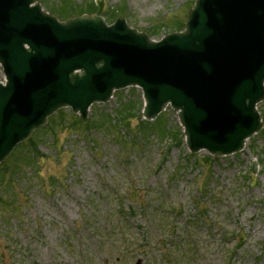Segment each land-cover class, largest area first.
Masks as SVG:
<instances>
[{
	"label": "rangeland",
	"instance_id": "rangeland-1",
	"mask_svg": "<svg viewBox=\"0 0 264 264\" xmlns=\"http://www.w3.org/2000/svg\"><path fill=\"white\" fill-rule=\"evenodd\" d=\"M38 1L158 39L194 0ZM142 105L127 87L85 119L60 108L0 163V264H264V99L259 132L218 157L188 150L169 105L150 121Z\"/></svg>",
	"mask_w": 264,
	"mask_h": 264
},
{
	"label": "water",
	"instance_id": "water-1",
	"mask_svg": "<svg viewBox=\"0 0 264 264\" xmlns=\"http://www.w3.org/2000/svg\"><path fill=\"white\" fill-rule=\"evenodd\" d=\"M0 65V162L57 108L85 118L130 85L147 120L170 103L191 152L230 154L261 127L264 0H195L184 30L157 41L123 18L60 21L37 0H0Z\"/></svg>",
	"mask_w": 264,
	"mask_h": 264
}]
</instances>
